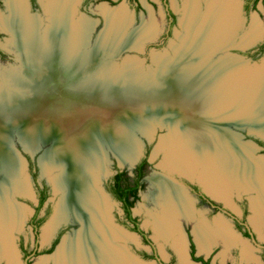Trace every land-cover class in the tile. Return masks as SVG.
I'll list each match as a JSON object with an SVG mask.
<instances>
[{
    "label": "bare ground",
    "instance_id": "obj_1",
    "mask_svg": "<svg viewBox=\"0 0 264 264\" xmlns=\"http://www.w3.org/2000/svg\"><path fill=\"white\" fill-rule=\"evenodd\" d=\"M77 1H45L49 21L43 27L39 15L29 13L27 0H7L8 13H0V25L17 39L12 40L14 46L26 61H36L37 67V73L28 75L27 80L6 70L5 77L16 88L11 89L8 84L9 89H0V259L8 256L9 264L18 263L13 234L21 229L27 215L21 205L8 197L13 192L31 193L28 183L21 179L20 158L9 151V134L14 125L22 122L23 127L26 126L23 138L28 148L37 146L42 138L36 134L43 131L46 139L54 132L59 133L64 143L60 147L67 149L58 155L66 158L61 162L67 163L70 170L55 181L62 198L56 216L45 227L43 235L49 238L58 225L70 220L78 228L63 239L54 264H135L119 244L130 236L112 223L110 198L101 188L106 167L104 154L118 146L120 150L114 152L122 160L129 161L132 155L127 145L132 137L120 120L119 110L126 106L130 110L148 109L150 117L169 118L176 130L162 136L158 146L167 150L165 167L191 176L200 167L203 181L216 194L225 197L237 188L256 189L258 196L253 208L258 216L254 224L263 226L264 158L256 160L252 156L253 149L239 142L227 127L232 122L236 126L250 121L253 128L264 134V66L248 70L233 59L246 65L248 62L241 57L230 58L228 52L237 43L241 47L253 44L261 38L264 28L259 31L256 21V28L237 41L243 29L242 21L233 40L240 10L232 0H205V8L198 0H188L180 27L184 33V27H190L193 35L184 41V46L188 45L187 62L176 61L183 64V69L173 70V76L164 79L163 87L145 90L137 84L129 63L130 81L123 85L126 87L118 88L112 83L113 67L105 66L108 68L104 71L103 66L101 73L89 72L88 68H95L92 64L104 53H116V56L106 57L111 61L126 50L142 52L143 41L155 36L156 31L151 33L154 29L145 30L144 25L143 29L129 34L126 28L130 17L125 6L101 5L99 11L105 17V27L94 48L82 51L88 47L90 28L95 24L85 16L76 18ZM184 33L179 30L178 39ZM225 48L228 55L216 59L214 55ZM76 51L82 52L78 55ZM170 66L174 69L170 63L166 64L167 69ZM165 122L162 120L163 124ZM178 124L184 126L176 127ZM151 180L154 198L165 200V203L160 202L162 213L155 220L156 231L165 240L173 238L182 264H189L186 241L179 233V218L187 216L185 198L163 178L155 176ZM5 182L7 186L3 185ZM194 234L202 251L217 239L223 240L227 248L235 241L228 224L222 221L218 222L215 232L196 226ZM244 254L247 261L254 258L249 245L244 248Z\"/></svg>",
    "mask_w": 264,
    "mask_h": 264
},
{
    "label": "flooded vegetation",
    "instance_id": "obj_2",
    "mask_svg": "<svg viewBox=\"0 0 264 264\" xmlns=\"http://www.w3.org/2000/svg\"><path fill=\"white\" fill-rule=\"evenodd\" d=\"M121 1L122 0H79L77 1V6L75 7V9L78 15L82 14V16L89 17L87 14L80 12L79 7L84 8L85 5L100 2V4L110 8H115V5H117L118 3L117 7L125 6L127 12L128 10L131 11L128 7L127 2L126 6ZM128 1L129 4L131 3L135 11L134 14L132 12V22L137 23L136 17L138 16L137 13H139L142 7V0ZM255 1L256 0H245V10L248 11L251 8H257L259 3L263 2L264 0H257L256 3ZM27 2L29 11L32 14H38L41 17H45V19L43 20L47 19V21H49L48 14L45 13V11L43 10L44 7L42 6L43 2L45 1L27 0ZM152 2L154 6L157 4L156 0H153ZM160 2L163 5V17L166 20V25L164 30V26H162L161 28L160 24H158L155 36L151 38L153 40H149V42L154 43L153 47H158L160 44L168 42L170 37L173 35L176 27L180 26L178 11L171 6L170 0H160ZM37 6H39V8ZM100 6L98 5V7ZM239 10L241 12V9ZM95 13L101 15L104 20L105 26L106 21L103 13ZM96 22L97 23L95 27H97L98 23L101 24L103 21L96 20ZM162 30H164V33L160 36ZM2 33H8L11 37L10 32L4 30L0 26V37L2 36ZM253 54L256 56L264 54V38L260 40L259 43H257L254 51L252 52V55ZM7 57L8 55L6 51L0 47V60L6 59ZM254 140L256 144H253L255 145L254 149L257 150L261 147L262 154H260V157L264 158V140L258 137H255ZM150 146L151 145L149 144H146V146H144L145 149H143L144 152L142 156L131 168V170L120 168L118 165H116L108 179H105V181L102 183V189L110 198L111 202L114 205V209H116L117 207L116 210H112V223L130 236L129 239L120 241L119 244L120 246L124 247L125 251L130 255L132 260L139 264H149L148 262L150 261H155L157 264H181L179 253L173 246L174 239L168 238L166 242L164 240L165 238L163 239V237L156 231L152 212L159 209L158 213L154 215V217L158 218V216L162 213L160 202L165 203V200L160 201V199L154 198L156 195L152 185L153 180H151L150 177L152 175H157L158 177L163 178V180L171 185L172 188L179 189V191L183 195V198H185L184 206L188 217L186 216L179 218V233L182 234L186 239V256L189 264H230V260H232L236 256L234 254L235 249L238 252V258L241 259L244 263L247 262L254 264L255 261H247L244 254V248L248 245L252 248L254 256L252 260L258 259L261 260V264H264V257L260 255L261 258H259L260 256L258 257V254L256 253L257 251L260 252L261 249L264 251V241H261L258 237V232L262 231L254 227V221L257 213L253 209V200L254 197L257 196V193L255 191H243V193L248 194V197H246L244 201L240 200L239 198H237L239 200L235 201L232 196L230 198V192L228 193L227 197H225L224 195L216 194L208 187V184L203 181L205 179L200 176V167H197L195 174L191 176L189 174L174 170L173 168L170 169L169 167H164L161 165L162 167H157L160 172L148 176L149 169H151L152 167L149 159ZM23 159L25 160V162H27L26 158ZM37 162L38 164L36 163L35 159H33L31 156L29 157V170L34 180L33 190L32 187H30L32 191L30 197L32 198V200H36V204H34V211L29 214L31 215V218L28 221V225L32 228L35 237L34 245L32 248L28 249V247L25 245L21 246L24 264H31L32 259L39 255H52L53 253L55 254L60 247L64 237L74 228V224H72L71 220L66 221L61 225H58V227L54 230L52 235L47 240H44L43 238V242H41L40 230L52 212L53 204L51 203L50 199L54 192L49 183L45 181H42V183H40L38 181L37 177L39 171L41 170V167L39 166L38 159ZM154 176H152L151 178H153ZM147 182L151 185L148 190L150 198L155 202V205L158 207V209L157 207L152 210L149 209L148 212L150 214V220H148L147 223L143 224L142 218L134 209L137 202L141 198V192L145 189ZM112 203H110L111 209L113 206ZM251 212L252 215H250ZM26 218L25 222L28 220ZM219 221L226 222L228 224L235 237V241L228 249L226 247L227 251H225L226 245L221 239L215 240L207 250L202 251L196 242L194 228L196 226H200L202 228H207L210 231L215 232L216 230H218ZM69 222L72 224V226L63 225ZM25 224L26 223H24V225ZM144 226L146 229L144 228ZM68 228L70 231L66 233ZM157 235L161 238L157 237ZM158 239L163 240L170 251V253H168L169 258L166 262L162 260L161 250L158 251L156 247V240ZM259 247L261 249H258ZM255 248H257L258 250H255Z\"/></svg>",
    "mask_w": 264,
    "mask_h": 264
},
{
    "label": "rangeland",
    "instance_id": "obj_3",
    "mask_svg": "<svg viewBox=\"0 0 264 264\" xmlns=\"http://www.w3.org/2000/svg\"><path fill=\"white\" fill-rule=\"evenodd\" d=\"M6 1L7 0H1L0 13H3V14L8 13ZM41 1H47V0H41ZM152 1L151 0H142V7H141L139 13H137L138 16L136 17L137 23L132 22V12L134 14L135 11H134L131 3L129 4L128 0H122L121 1L126 6L128 4L129 9L131 10V11L128 10V16L130 17V21H129L130 25L126 28L128 33L132 32V30L143 29L144 25H146L145 30H147V29L149 30L151 28L154 29V30H151V33L152 32L155 33V31H157L158 24H160L161 28H162V26H164V30H165L166 20L163 17V5L160 2V0H156L157 4L154 6ZM232 1L236 5L238 10L241 9V12L239 11L240 14L238 13L239 19L236 17V22H237L238 26L237 27L235 26L236 28L234 27L235 35L233 37V40L237 35V31L239 30V26H241L242 21H244L243 29L239 33V36L237 37V41L240 38V36H242L246 33L250 34L256 28V23H255L256 21L258 23L259 31L263 30V26H264V1L260 2L257 8H251L248 11H246L244 8V1L245 0H237V2H236V0H232ZM241 1H242V3H241ZM126 2H127V4H126ZM170 2H171V6L174 9H177L179 19L183 16V14H182L183 11H184L183 13H184V18H185V13H186L185 8H186V4H187L188 0H170ZM198 3H200L202 5V7L205 8V0H203V1L198 0ZM98 5L100 6L102 4H100V2H96V3L90 4V5H85L84 8L79 7L80 12H83L90 17L89 18V17L85 16L89 20L90 23L93 22L96 25V23H97L96 20H99V21L102 20L103 21L101 24L98 23L97 27L94 26L95 29H94V27L92 29L90 28V30H92L91 31L92 34L90 33L88 47H84V49L82 51H87L86 48L88 50L94 48V43H95V40H96L98 33L105 27L104 26V20L101 17V15L100 14L98 15L95 13V12H97V13L100 12ZM42 6L44 7L43 10L45 11V13H47L45 2H43ZM76 6H77V3L75 5V7ZM117 6H118V3H117V5H115V7H117ZM239 6H240V8H239ZM37 7L39 8V6H37ZM96 7H98V8H96ZM28 11H29V7H28ZM80 16H82V14L78 15V13H76V18H80ZM38 18L41 21V27L48 24L47 19L43 20V19H45V17H41L39 15ZM232 22L234 24L236 23L233 18H232ZM191 23L192 22L190 21L189 25ZM126 25H127V23H126ZM124 27H123V29H124ZM93 29H94V31H93ZM184 29H185V33H184V30L180 26H177L176 29L174 30L173 35L168 40V42H166L164 44H160L158 47H153L154 43L149 42L150 39L146 40L145 44L143 41L144 46L142 45V47H143L142 52L141 51L139 52V51L134 50V49L126 50V51L122 52L118 57L113 58L111 61L109 58H107L108 60H106V57H111L112 54L116 56V53L115 52L114 53H104L103 56L98 61H95L92 64L93 66H95V68L90 66L89 67L90 69L88 68V70H89V72L93 71V72L101 73L102 69H100V68H102L104 66V71H105L106 68H108L105 66L110 65L111 67H113L112 70L115 73V75H113L114 76L113 81L115 82L114 83L112 81L113 85L119 86L120 88H124L123 85L128 84L130 81L129 71L127 70L128 69L127 66L130 63V65H132V67H133V70L135 71V77L134 78L140 87L144 88L145 90H149L152 87L161 88L164 86L163 85L164 79L166 77H172L173 74H171V72L173 70H176V71L182 70L183 64L185 62H187L186 50L188 49V45L184 46V41L187 42L192 37L193 34H192L190 27L189 28L184 27ZM90 30H89V32H90ZM164 30H162V32L160 33V36L164 33ZM179 30L182 33H184V35L180 36V39H178ZM89 32H88V34H89ZM129 34H127V35L129 36ZM6 40H8V41H6ZM12 40H17V39H14L12 34L10 37V35L8 33H2V36L0 37V47L3 50H5L7 55H8V57L6 59L0 60V89L3 88L5 90H7V88L9 87L8 84L10 86H12L9 88H11V89L16 88V87H14L13 83H11V81H10V83L8 82L9 78L5 77L6 72H7L6 70H9V72H16V73L20 74V76H22L21 78H23L25 80H27V77H29L28 75L34 76L37 73V67L35 66L36 61H34V60L26 61L27 59L25 57H22V52L19 49H17L16 46H14V44L12 43ZM151 40H153V39H151ZM257 43H259V41ZM238 44L239 43H237L236 46L231 47L230 51L228 50L230 52V58H236V57L240 58L241 57V58H243L244 61L248 62L249 64L246 65L245 62H243L241 60L233 59L234 62H236L237 64L240 63V65H242V63H243L248 70H254V69H256V67L261 68L262 66H264V64L260 65V64H262V62L264 60V54L258 55V56L254 55V54L252 55V52L254 51L257 44L253 45V46H248V47H240V46H237ZM227 49L228 48H225L222 51H219L218 53H216L214 55V57L216 59H220L221 56L228 55V54H225V51ZM82 51H76L75 54L79 55V54H81ZM227 57H229V56H227ZM224 58H226V57H224ZM178 60H180L181 63H183V62L184 63L182 65L178 64L176 62ZM167 63H170L174 67V69H172L171 66L169 67V69H167V67H166ZM256 64H259V66H255ZM257 70H260V69L257 68ZM164 72H166V73H164ZM101 77L105 78V76H103V75ZM158 79H160V83L158 82ZM6 82H7V84H6ZM121 83H123L122 86H121ZM153 83L156 85L153 86ZM124 108L127 109V106L123 107L122 109H124ZM123 115H121L120 120L124 124V129L127 131V133L132 135L133 141L137 142V143L139 141H142L144 143V146H146V144L151 145L150 146L149 159H150L152 167H151V169H149L148 176H151L154 173L160 172V170L158 169L159 168L158 166H160V167L164 166L163 163L166 159V153H167L166 148L158 149L159 143L161 141L160 139L162 136L169 135L173 130H176L171 125L169 118H164V117L160 118L161 120L159 123L162 126L160 124L159 125L155 124L154 135H153V139H152L150 137L148 138V136H145L143 134L142 130H144V126H141L142 128L141 127H136V128L133 127V126H135V124H133L134 122L132 120L128 121L129 117L127 116V114H125V111H123ZM148 117H150V115L147 113L145 118L147 119ZM135 118H136V116H135ZM155 118L156 117H154V116L150 117V123L151 124L153 123ZM162 120H166V122L164 123L165 125L162 123ZM234 124H236V123H234ZM246 124H247V126L239 128V127L233 126V122H232V124L229 125L230 127L228 126L227 129L228 130L230 129V132L234 133L236 138L239 140V142H242V144L244 146H250L253 149L252 150V156L255 157V159L257 158L256 160H259V158H261L260 154H262V151L260 149L261 147L257 150L254 149V147H255V145H253V144H255L254 138L258 137V138H261L262 140H264V138H262L264 136L260 135L261 132L258 129L251 131V127L253 124H251L250 121ZM18 126H20V125H16V126L14 125L12 132L9 134V135H11V142H13L12 152L17 157L20 158L19 161H20V163H22V164H20L23 167L22 168L23 172L21 174L22 181L28 183L29 188L32 187V190H33L34 180L32 178V174L30 173V170H29V157L31 155L24 151V147L19 142L20 141V134L18 131V128H19ZM21 126H23V125H21ZM138 126H140V125H138ZM183 126L184 125L180 126V124H178L176 127H183ZM53 134L51 135V139L49 140V142H47V144L43 147L44 149L42 151L37 152L33 157L31 156L33 159H35L37 164H38L37 159L39 161L40 157L44 153L43 151H45V149H47L49 146H51L52 143H54L56 137L53 136ZM23 141H26V140H23ZM11 142L9 143V147H10ZM168 142L170 143L171 141H168ZM143 149H145V148H143ZM143 152H144V150H143ZM154 152L155 153L158 152V153L155 154ZM94 154H97V152L94 151ZM104 155H105V160H106L105 172L106 171L107 172L103 173L104 174L102 176L103 182L105 181V179H108V177L111 175V173L113 172L116 165H118L120 168L130 169V170L135 165V163L132 162V158H130L129 161L128 160L125 161V159L122 160L120 155L118 154V156L120 157L122 162L124 161V163H121V161L116 157V155L112 153V150L107 152ZM36 156H38V157H36ZM23 158H26L27 162L23 161ZM23 164H24V166H23ZM25 164H26V166H25ZM52 173L46 174V176H44L42 174V168H41V170L39 171L37 179L40 183H42V181L49 183V185L53 188V186L51 184V180L53 177ZM152 176H154V175H152ZM155 176H157V175H155ZM151 177H150V179H151ZM3 185L7 186L6 182L3 183ZM101 187L103 188L102 184H101ZM150 187H151V185L147 182L145 189L141 192V198L137 202L135 209H134L136 212H138V214L142 218L143 224L147 223V221L150 220V214H149L148 210L149 209L152 210L155 207H157L155 205V202L150 198V195L148 192ZM153 187H154V185H153ZM245 190L246 189H244V188H242V189L237 188L234 191H232V193L230 194V197L232 196V198H234L235 201H237L239 199L244 201L246 199V197H248V194L243 193V191H245ZM246 191H255L257 193V196H258V191H256V189L246 190ZM31 194H32V191L29 195L22 194L21 192H19V193L13 192L10 195L7 193L5 195L6 197H8V195H9V197H8V198H10L9 200H12L13 202H16L17 204L21 205L26 210V213H27L26 217L28 216L26 218L28 220L26 222H24L26 224L24 225V223H23L24 227H23V225L21 227L22 230L15 231L13 234V242H14L15 250H16L17 255H18V263L17 264H24L21 246L25 245L28 247V249H30L34 245L35 234L32 231V228L28 225L29 224L28 221L31 218V215H29V214H31L34 211V204H36V200H32V198L30 197ZM59 196H60L59 194L53 193V195L50 199L51 203L53 204V209H52L50 216L47 218V220L45 221V224L42 226V228L40 230L41 242H43V238H44V240L48 239V238L46 239L43 235L44 229L53 220V218L56 216L57 209L59 206L58 205ZM257 196L254 197L253 202L255 201ZM237 198H239V199H237ZM110 202H111V200H110ZM112 205H113V203H112ZM113 209H114V205L112 206V209L110 211L111 216H112V210ZM116 209H117V207H116ZM116 209H114V210H116ZM157 209H158V207H157ZM158 210L152 212L154 221L156 220V217H154V215H156L158 213ZM0 211H1V209H0ZM113 215H114V212H113ZM250 215H252V212ZM257 216H256V218H257ZM63 225L72 226V224L70 222L67 224H63ZM254 227L256 229H260L262 231V232H258V237L261 241H264V225L261 227H257L255 225ZM75 228H77V226L74 225L73 229H75ZM144 228H145V226H144ZM73 229L71 230V232L68 233V231H70L68 228L67 232H66L68 234L66 236L73 233ZM157 237H159V236L157 235ZM167 240H165V241L167 242ZM185 241H186V239H185ZM185 245H186V242H185ZM225 245H226L225 251H227L226 250L227 244L225 243ZM156 247H157L158 251L161 250L162 260H164V262H166L169 258L168 253H170L166 244L163 242V240L158 239V240H156ZM258 249H261V248L259 247ZM258 249L255 248V250H258ZM237 253L238 252L235 249L234 254L236 256L232 260H230V264H253V263H247V262L244 263L241 259L238 258ZM256 253L258 254V257L260 255L262 257H264V251L262 249L260 252L257 251ZM55 254L53 256L51 254L50 255H39V256L32 259L31 264H54ZM261 256L259 258H261ZM128 259L132 262V258L130 256L128 257ZM9 261H10V259L8 258V256L3 257L2 259H0V264H9ZM254 261H255L254 264H261V260H258V259L251 260L250 262H254ZM148 263L149 264H157L155 261L154 262L150 261ZM135 264H137V263L135 262ZM181 264H182V262H181Z\"/></svg>",
    "mask_w": 264,
    "mask_h": 264
},
{
    "label": "water",
    "instance_id": "obj_4",
    "mask_svg": "<svg viewBox=\"0 0 264 264\" xmlns=\"http://www.w3.org/2000/svg\"><path fill=\"white\" fill-rule=\"evenodd\" d=\"M179 25H180V20H179ZM101 32V31H100ZM99 32V33H100ZM99 33H98V35H99ZM98 35H97V37H98ZM97 37H96V39H97ZM264 38V32H263V34H262V36H261V38L260 39H258L257 41H255L253 44H251V45H249V46H253V45H256L257 44V42L258 41H260V40H262ZM95 43H96V40H95ZM95 43H94V46H95ZM234 46H236V45H234ZM237 46H240V45H237ZM233 47V46H232ZM241 47V46H240ZM231 48V47H230ZM264 64V60H263V62H262V64H260V65H263ZM255 66H259V64H256ZM88 77V76H87ZM118 88H120L119 86H117ZM125 87V86H124ZM120 111V113H121V115H123V111H125V114H127V116L129 117V119H128V121L129 120H132L134 123L133 124H135V126H133V127H141V126H144V130H142L143 131V134L145 135V136H148V138L150 137V138H152L153 139V135H154V126H155V124H160L159 122H160V118H155L154 119V121H153V123L151 124L150 122H148V120L145 118V114H147L148 113V109H143V111H142V109H129V108H127V109H122V110H119ZM136 113H135V112ZM121 115H120V119H121ZM124 116V115H123ZM135 116H136V118H135ZM127 117V118H128ZM145 119V120H144ZM131 121V122H132ZM145 122V123H144ZM123 124V123H122ZM16 125H20V126H18L19 128H18V131H19V134H20V144L24 147V151L25 152H28L32 157L37 153V152H39V151H42L44 148V146L47 144V142H49V140L51 139H46V136L47 135H45L44 133H43V131H39V132H37V134H36V136L38 137V138H42L41 139V141L40 140H38L37 141V146H35L33 149H30V148H28L26 145V143H25V141H23L22 139H24L25 140V138H23V130H24V128L26 127H23L25 124L24 123H19V124H16ZM21 125H23V126H21ZM124 125V124H123ZM138 125H140V126H138ZM233 126H235V125H233ZM245 126H247V125H236L235 127H239V128H242V127H245ZM23 127V128H22ZM142 128V127H141ZM153 129V130H152ZM255 129H257V128H253V126L251 127V131H253V130H255ZM152 130V131H151ZM136 133V132H135ZM128 134V133H127ZM129 135V134H128ZM261 136H263V134L261 133L260 134ZM53 136H55L56 137V139H55V141H54V143H52L51 144V146H49L47 149H45V151H43L44 153L42 154V156L40 157V159H39V166L42 168V174L44 175V176H46V174H51L52 172V175H53V177H52V180H51V184H52V186H53V192H54V194H59L60 196H59V200H58V203L60 202V199L62 198V193H61V191H59V190H57L56 189V186H55V181H57L59 178H63V177H65L66 176V173L67 172H69V170H70V167L68 166V164L67 163H65V162H61V160H64V159H66V158H64V159H62V156H59V155H61V153H63L64 151H66L65 149H63V148H61L60 147V145L63 143V141H62V137L60 136V134L59 133H54L53 134ZM129 137H132V135H130ZM262 138H264V137H262ZM131 140H130V142L127 144V145H129L130 146V148H129V151L131 152L132 151V155L130 156L131 158H132V162L133 163H136L139 159H140V157L142 156V154H143V146H144V143L142 142V141H139L138 143L137 142H134L133 141V138H130ZM32 142H33V139H32ZM122 142L124 143L125 141L124 140H122ZM13 142H11V146L9 147V151H12L13 149H12V147H13ZM64 144V143H63ZM256 145V144H255ZM117 146V145H116ZM120 150V148L117 146L116 147V149H112V153L113 154H115V150L117 151V150ZM261 149V148H260ZM111 151V150H110ZM59 152V153H58ZM59 154V155H58ZM116 155V157L118 158V156H117V154H115ZM59 156V157H58ZM64 156V155H63ZM119 159V158H118ZM23 161H25L24 159H23ZM61 163H63V164H61ZM64 164H65V169H64ZM69 167V168H68ZM107 172V171H106ZM104 175V174H103ZM102 175V176H103ZM102 180H101V184H102ZM102 188V187H101Z\"/></svg>",
    "mask_w": 264,
    "mask_h": 264
},
{
    "label": "trees",
    "instance_id": "obj_5",
    "mask_svg": "<svg viewBox=\"0 0 264 264\" xmlns=\"http://www.w3.org/2000/svg\"><path fill=\"white\" fill-rule=\"evenodd\" d=\"M257 2V0L255 1V3Z\"/></svg>",
    "mask_w": 264,
    "mask_h": 264
}]
</instances>
